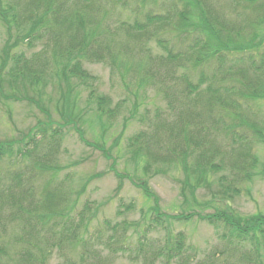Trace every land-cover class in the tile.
Wrapping results in <instances>:
<instances>
[{"label": "trees", "instance_id": "16d2710c", "mask_svg": "<svg viewBox=\"0 0 264 264\" xmlns=\"http://www.w3.org/2000/svg\"><path fill=\"white\" fill-rule=\"evenodd\" d=\"M110 2L114 5H108ZM254 3L255 0L248 1L247 8L256 15L242 13L231 20L219 10L215 0H0V24L7 36L0 56V76L9 79L11 87L20 84L40 94L52 79L92 85L84 63L108 65L112 73L117 70L120 77L126 76L133 88L145 93L152 91L166 104V111L155 109L154 121L148 125L152 129L150 135L142 130L132 142L141 143L135 157L145 158V168L150 169L151 163L177 165L191 160L194 175L211 177L228 163L218 156L226 140L221 139L228 134L224 121L232 116L235 119V111L239 110L235 96L264 99V36L259 34L264 24V6ZM116 4L131 14L130 23L112 19L109 8ZM148 4L165 5L168 10L153 12L146 8ZM166 32L180 41L181 49L175 50L172 42L164 38ZM42 40L52 50L50 65L21 53L11 54L17 46L25 45L28 49L33 42ZM152 41L164 54L153 55L149 48ZM231 53H248L245 67L239 70L240 78L245 80H238L242 84L239 91L230 89L228 80L232 76L227 70L222 72L226 56ZM184 59L192 60L197 72L201 67L207 68L199 73L195 83L187 76H175L184 68ZM211 64L212 74H208ZM248 73L256 78H248ZM95 105L99 124L104 111L114 114L102 97L95 100ZM47 119L22 138L0 141V162H8L10 167L6 179L0 174V264H50L54 255L60 261L58 264H108L110 255L106 259L105 251L118 248L116 251L125 252L127 233L130 226L136 225H126L124 221L120 227L111 226L105 221L103 224L115 233L102 241L98 229L90 230L93 209L87 204L80 210L76 207L85 188L73 196L72 190L62 184L53 185L59 166L50 162L45 150L58 153L61 128H54V121ZM19 164L24 167L18 169ZM12 165L17 166L12 169ZM229 165L235 177L227 187L233 189L225 188L223 182L219 186L223 193L235 194L236 186L253 176V164L241 172L236 160ZM122 208L125 212L134 210L127 205ZM150 213L151 224L165 231L171 242L169 227L174 218L160 213L158 207ZM195 216L221 233L226 249L240 252L247 261L244 264H264V215L242 218L225 208L206 216L194 210L175 220L190 221ZM151 228L145 227L144 233ZM94 240L96 243L92 244ZM175 240L172 247L164 243L156 248L149 257L150 263L182 257L186 252L182 235ZM138 250L137 255H146L148 251L142 247ZM221 254L224 253L218 255Z\"/></svg>", "mask_w": 264, "mask_h": 264}, {"label": "rangeland", "instance_id": "374dc122", "mask_svg": "<svg viewBox=\"0 0 264 264\" xmlns=\"http://www.w3.org/2000/svg\"><path fill=\"white\" fill-rule=\"evenodd\" d=\"M215 1L219 3V10L228 19L235 20L236 15L242 13L256 15L255 12H251L250 7L247 8L249 5L247 2L250 0ZM255 3L264 6V0H255ZM108 5L114 4L110 2ZM146 8L160 13L168 10L165 5L161 7L156 4H148ZM109 9L112 11L110 15L114 21L130 23L131 14L121 10L120 4H116L115 8L110 6ZM259 34L264 36V24L260 27ZM164 38L172 42L175 50L182 48L180 41L175 39L172 33L166 32ZM6 40V30L0 24V56ZM43 42L44 40L33 42L32 47L28 49L25 45L17 46L11 54L21 53L27 58L34 60L36 58L38 62L43 60L50 65L52 50L47 49ZM149 48L153 55L164 54V50L155 41L149 44ZM35 54L41 55L33 57ZM247 54L231 53L226 56L222 72L225 73L227 70L232 76L228 80L232 91L241 89L242 84L238 83V80L239 82L243 80L240 78L239 70L245 67ZM183 64L184 68L179 69L175 76L176 78L187 76L191 83H195L199 73L207 69L201 67L197 72L193 68L192 60L189 59H184ZM212 67L213 64L208 67V74H212ZM83 68L92 78L93 86L83 85L78 80H70L65 84L62 80L57 82L56 79H52L40 94L31 91L33 90L31 88L25 89L20 84L18 87L16 85L11 87L13 84L9 79L2 78L1 75L0 141L22 138L40 122L46 123L47 117L54 121V128H61L57 138L60 140L57 142L58 153L52 154L51 151L45 150L50 162L59 166L53 185L62 184L72 190L73 196L85 188L76 207L80 210L86 204L91 206L94 219L90 230L98 229L101 232L99 233L101 241L115 233L110 231V226L106 227L103 224L105 221H109L111 226L120 227L124 221L126 225L132 223L136 225L130 226L127 233L128 244L125 252L116 251L118 248L109 253L108 250L105 251L106 259H109L110 255L108 264H151L149 257L154 250L162 247L164 243H169L168 245L172 247L178 235H182L184 241L186 250L184 255L170 260L159 259L152 264L246 263L240 252L228 251L221 233L209 223L200 220L198 216L192 217L190 221L176 222L175 219L184 217L194 210L206 216L225 208L242 218L264 215V99L251 100L240 95L235 96L239 103V110L235 111L236 118L233 119L232 116L224 121L223 127L227 129L228 134H224L221 139L226 140L218 157L229 164L236 160L240 172L249 169L253 164L251 170L253 176L249 181L236 186L237 193H223L219 186L220 182L225 183V188L233 189L227 187L235 177L228 163L222 165V169L211 177H204L203 174L194 175L191 160L180 161L177 165L151 163L150 169L147 170L145 158L135 157L136 149L141 143L132 145V142L142 130L150 135L152 129L148 125L154 121L155 109L167 110L164 100L152 91L145 93L133 88L126 76L120 77L117 70L112 73L108 65L84 63ZM247 77L256 78L250 73ZM225 85L227 87V82ZM177 88L180 89V83ZM24 97L28 100H24ZM99 97L104 98L109 104L108 107L114 110L113 115L107 114V111L103 112L105 114L101 124L97 121L95 105V100ZM30 100L32 102H29ZM232 114L234 115V111ZM143 116L147 119L141 122ZM37 142H40L39 137ZM45 142L47 143V140ZM151 150H154L153 146ZM41 151L43 153L44 148ZM16 166L12 165V169ZM23 167L24 164L18 165V169ZM8 168L10 169L8 162H0V174L4 175V179L7 178ZM39 183L40 181L36 185ZM154 197L157 200L154 201ZM126 205L134 207V210L125 212L122 206ZM155 207H158L160 213L174 218L169 227L171 242L167 239L165 231L151 224L150 211L155 210ZM120 211L123 214H119ZM149 226H152L150 232L144 233V228ZM137 227L140 233L138 235ZM91 243L95 244L96 240ZM140 247L148 250L146 255H137ZM221 252L224 254L218 255ZM59 262L58 257L54 255L50 264Z\"/></svg>", "mask_w": 264, "mask_h": 264}]
</instances>
